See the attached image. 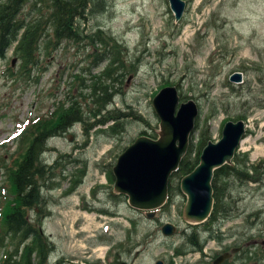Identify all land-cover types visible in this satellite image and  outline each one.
Returning <instances> with one entry per match:
<instances>
[{"label": "rangeland", "instance_id": "374dc122", "mask_svg": "<svg viewBox=\"0 0 264 264\" xmlns=\"http://www.w3.org/2000/svg\"><path fill=\"white\" fill-rule=\"evenodd\" d=\"M106 2L104 11L78 23L81 35L104 32L122 48V65L114 64L111 78L100 77L111 96L99 115L91 113L90 77L98 75L107 61L92 64V53L101 49L97 42L64 41L49 54H41L40 69H32L28 76H8L18 63L11 48L0 59V163L9 162L20 128L30 118L48 113L57 101L76 102L87 123L106 111L119 113L118 131L112 135L102 132L105 124L84 129L83 123L73 122L46 140L47 149L40 156L44 162L61 154L76 161L64 165L65 176L57 187L41 188L46 211L41 229L52 243L45 264H153L156 259L162 264H204L199 254L219 253L236 244L247 248L250 257L233 252L226 264H264V248L259 244L264 241V180L233 181L232 217L208 230L203 224L190 227L186 222L180 190L148 217L131 208L107 179L117 156L137 136H158L151 99L165 85L176 88L178 102L192 99L197 106L196 128L188 138L191 156L204 123L208 140L215 141L223 123L242 114L246 132L235 155L245 154L248 163L264 161V0H184L178 20L167 0ZM233 72L241 74L239 81H229ZM82 166L79 182L66 193L72 171ZM3 180L0 168V203L7 195ZM176 181L179 178H173L172 185ZM34 212L29 209L27 216L32 218ZM164 222L175 226L174 234L160 233ZM192 232L201 243L199 251L188 247L186 237ZM173 247L183 252L173 255Z\"/></svg>", "mask_w": 264, "mask_h": 264}, {"label": "trees", "instance_id": "16d2710c", "mask_svg": "<svg viewBox=\"0 0 264 264\" xmlns=\"http://www.w3.org/2000/svg\"><path fill=\"white\" fill-rule=\"evenodd\" d=\"M106 3V0H0V59L4 58L6 51L11 48V53L18 61L15 71L7 67L10 69L8 76L10 78L28 76L32 69L39 70L41 66L39 56L43 53L49 54L64 41L77 42L85 38L86 45L97 42L101 49L100 53L96 51L92 53V64L101 61V57L102 60L107 61L98 75L90 77L92 79L89 90L94 105L91 113L99 115L111 96V93L106 91L107 85H102L100 82V77L111 78L114 64L118 62L119 66L122 65L119 57L122 48L104 32L81 35L78 23L86 17L104 11ZM115 111H106L105 115H100V118L87 123L81 118L82 111L79 110L76 102L71 101L67 104L61 100L55 102L53 108L45 115L30 118L29 122L19 130L15 136V147L7 156L9 162L0 163L7 190V195H4V200L0 203V250L2 251L0 264H45L47 255L52 250V243L41 229L42 217L46 214L41 188L57 187L58 181L65 176L64 165L76 159L61 154L50 163L44 162L40 156L47 149L46 140L51 136L60 135L73 122L83 123L84 129L93 124H105L102 132L112 135L118 131L119 126V113ZM238 119L245 120V116L237 114L235 119L229 120ZM108 121L111 123L106 124ZM194 128H196V120L193 130ZM207 130L208 125L204 123L198 132L197 149L193 156H191V143L188 142L176 169L169 174L167 197L161 207L169 204L171 193L179 192V183L177 181L175 185L171 183L173 178L180 179L198 163L199 152L209 138ZM230 162L233 163L223 164L212 172L210 181L212 207L207 218L200 223L203 224L201 226L204 229L210 230L211 224L216 223L219 226L223 220L232 217L229 186L233 181L245 184L264 180L263 160L248 163L245 154L235 155L234 152ZM83 169L84 166L72 171V179L70 178L66 193L79 182ZM107 179L109 182L113 181L111 171L108 172ZM29 209L35 210L32 218L27 216ZM216 236L220 239L219 235ZM186 241L191 250H200L201 243L197 241L196 233L188 234ZM233 247H240L234 256L242 255L245 259L250 257L244 246L236 244ZM172 252L173 255H177L183 251L179 247H173ZM257 255V252L253 253L255 258ZM226 262L227 260L222 264Z\"/></svg>", "mask_w": 264, "mask_h": 264}, {"label": "water", "instance_id": "95a60500", "mask_svg": "<svg viewBox=\"0 0 264 264\" xmlns=\"http://www.w3.org/2000/svg\"><path fill=\"white\" fill-rule=\"evenodd\" d=\"M175 20L184 10V0H167ZM13 59H11V63ZM241 74L233 72L229 81H239ZM178 93L173 85L161 87L152 97L151 106L158 118L159 131L156 138L137 136L117 156L111 174L112 189L126 197L127 204L138 210L151 212L160 207L167 196V181L186 151L189 134L197 116V106L192 99L178 102ZM246 124L243 120H227L223 123L217 140H208L201 148L198 163L179 179V190L185 196L182 214L187 223L203 222L212 207V172L223 164H229L244 135ZM160 233L169 236L174 225L164 222ZM220 253L213 264L221 263L231 253ZM118 264H126L120 261ZM154 264H161L155 260Z\"/></svg>", "mask_w": 264, "mask_h": 264}, {"label": "flooded vegetation", "instance_id": "af4514ba", "mask_svg": "<svg viewBox=\"0 0 264 264\" xmlns=\"http://www.w3.org/2000/svg\"><path fill=\"white\" fill-rule=\"evenodd\" d=\"M101 61H102V57H101ZM154 213H155V210H154L153 212H151L150 217H153V216H154ZM159 230H160V227H159ZM174 232H175V228H174ZM254 243H255V245H256V241H254ZM259 244H260V246H262V247L264 248V241H263V240H261V241L259 242ZM232 248H235V247H231V248H229L228 250L223 249V251H220L219 253L214 252V251H211V253H207V252H206V253H201V254H199V257H201V258H205V262H204V264H207V263H209V264H213V260H214V259H215L220 253H222V252H226V251H231ZM232 254H233V253H232ZM232 254H230V256H231ZM230 256H229L228 258L224 259L221 263H223L225 260H227V262H228ZM160 260H161V259H160ZM221 263H220V264H221ZM161 264H162V260H161Z\"/></svg>", "mask_w": 264, "mask_h": 264}]
</instances>
